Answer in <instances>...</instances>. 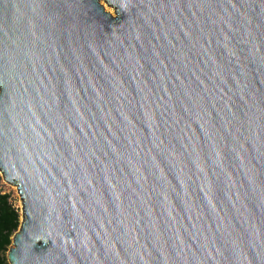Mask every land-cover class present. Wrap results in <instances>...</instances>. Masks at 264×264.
Returning <instances> with one entry per match:
<instances>
[{"label":"water","instance_id":"obj_1","mask_svg":"<svg viewBox=\"0 0 264 264\" xmlns=\"http://www.w3.org/2000/svg\"><path fill=\"white\" fill-rule=\"evenodd\" d=\"M0 0L9 264H264V0Z\"/></svg>","mask_w":264,"mask_h":264},{"label":"trees","instance_id":"obj_2","mask_svg":"<svg viewBox=\"0 0 264 264\" xmlns=\"http://www.w3.org/2000/svg\"><path fill=\"white\" fill-rule=\"evenodd\" d=\"M8 197L7 193L0 192V264H9L4 254L20 224L19 213L10 205Z\"/></svg>","mask_w":264,"mask_h":264},{"label":"rangeland","instance_id":"obj_3","mask_svg":"<svg viewBox=\"0 0 264 264\" xmlns=\"http://www.w3.org/2000/svg\"><path fill=\"white\" fill-rule=\"evenodd\" d=\"M100 1V0H99ZM102 1V0H101ZM105 1V0H103ZM108 4V3H106ZM108 6L112 7L111 5L108 4ZM106 9V8H105ZM114 9V7H113ZM107 10V9H106ZM115 10V9H114ZM115 13V11L113 12V14ZM0 191L3 193H7L9 195V200L10 203L12 204L13 207H15L18 210L19 213V220L21 219L22 216V209H21V204H20V198H19V193L18 191L14 188V186L8 182H6L4 180V177L2 176V174L0 173ZM19 227V226H18ZM17 231V230H16ZM12 241V238H11ZM12 246V243L9 245L8 250L10 249V247ZM8 250L5 252V258L6 261L8 262L7 259V252Z\"/></svg>","mask_w":264,"mask_h":264},{"label":"bare ground","instance_id":"obj_4","mask_svg":"<svg viewBox=\"0 0 264 264\" xmlns=\"http://www.w3.org/2000/svg\"><path fill=\"white\" fill-rule=\"evenodd\" d=\"M100 3H101L102 6L104 7V9H105V8L107 9V10L105 9L106 11L110 12L112 15H115V13L113 14V12L115 11V10L113 9V7L108 6V4H106L105 1H103V0H102V1L100 0Z\"/></svg>","mask_w":264,"mask_h":264},{"label":"built area","instance_id":"obj_5","mask_svg":"<svg viewBox=\"0 0 264 264\" xmlns=\"http://www.w3.org/2000/svg\"><path fill=\"white\" fill-rule=\"evenodd\" d=\"M1 192V191H0ZM1 193H3V192H1ZM8 201H9V203H10V200H9V197H8ZM10 205L12 206V204L10 203ZM13 207V206H12ZM16 211H18L15 207H13Z\"/></svg>","mask_w":264,"mask_h":264}]
</instances>
